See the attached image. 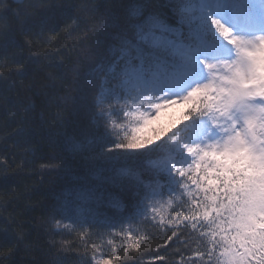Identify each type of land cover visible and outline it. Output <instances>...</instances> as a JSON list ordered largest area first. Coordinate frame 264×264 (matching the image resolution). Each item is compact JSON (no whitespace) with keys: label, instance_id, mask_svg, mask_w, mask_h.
Segmentation results:
<instances>
[{"label":"snow or ice","instance_id":"6c2138e0","mask_svg":"<svg viewBox=\"0 0 264 264\" xmlns=\"http://www.w3.org/2000/svg\"><path fill=\"white\" fill-rule=\"evenodd\" d=\"M31 7L51 11L45 25L60 17L78 26L79 14L67 10L85 5L42 0ZM115 7L109 27L119 30V43L108 44L79 82L88 123L71 140L73 151L109 164L75 178L74 215L67 200L52 205L51 231L71 237L56 246L79 250L83 264H168L160 250L170 246L179 253L172 264H264V74L257 55L264 0H153L150 7L119 0ZM11 29L0 14V35ZM8 47L0 45L5 78L24 69ZM133 95L147 97V107L130 111L127 125L114 122L128 111L121 101ZM0 98L6 100L2 92ZM175 105L184 107L183 121L158 125ZM102 120L115 135L99 133ZM10 159L0 158L3 179ZM16 195L0 188V245L6 236L24 239L10 227L15 217L4 215ZM13 250L0 247V257Z\"/></svg>","mask_w":264,"mask_h":264},{"label":"trees","instance_id":"16d2710c","mask_svg":"<svg viewBox=\"0 0 264 264\" xmlns=\"http://www.w3.org/2000/svg\"><path fill=\"white\" fill-rule=\"evenodd\" d=\"M25 2L19 7L12 0H0V14L12 24L11 31L0 35V45H9L8 55L17 65H24L21 73L0 77V92L6 97L0 98V158L8 156L12 164L6 179L0 169V188L9 192L14 188L17 194L4 215L15 217L10 227L24 233L20 241L14 235L6 236L0 247L14 246V250L11 255L0 257V264H79L83 261L79 250L63 252L56 246L60 234L51 231L49 211L53 204L66 200L62 195L75 192L76 177L109 164L96 153L73 151L71 140L88 123L81 108L79 82L108 44L119 43L114 40L119 30L109 27L111 16L119 14L115 7L119 0H63L65 4L85 5L67 10L79 14L78 26L71 22L66 25L60 17L45 25L43 20L51 11L31 7L32 0ZM152 3L153 0H145L148 7ZM14 9L20 10L19 19ZM53 27L55 32L48 31ZM9 81H15L11 88ZM123 103H128V98L121 101L120 107H125ZM25 108L29 110L25 112ZM119 121L128 123L122 122L121 117ZM100 124L101 135L116 134L107 121ZM24 129H30L27 137ZM53 160L57 165L54 171L43 167ZM74 200L75 196L68 201L69 215H74ZM129 211L134 209L130 207ZM160 254L168 258V264L179 256L171 246L168 250L161 248Z\"/></svg>","mask_w":264,"mask_h":264},{"label":"rangeland","instance_id":"374dc122","mask_svg":"<svg viewBox=\"0 0 264 264\" xmlns=\"http://www.w3.org/2000/svg\"><path fill=\"white\" fill-rule=\"evenodd\" d=\"M18 5V4H15ZM258 55V63L260 66V69L263 70L262 74H264V49H261V51L257 54ZM149 103L147 97H137L133 95L132 97L128 98V103L124 104L121 107L124 109H127L128 111L123 112V115L120 116L122 118V122H128L131 117L129 116L130 111H135L136 108L140 105H144L147 107V104ZM106 108V106H105ZM106 109H104L105 111ZM185 111L184 107L181 105H175L170 109H166L162 112L161 114V119L158 123V125H164L167 126L169 124L175 123V124H180L183 121V112ZM116 119L119 120V117H116ZM113 128V127H112ZM100 160L97 162L99 163Z\"/></svg>","mask_w":264,"mask_h":264},{"label":"bare ground","instance_id":"6f19581e","mask_svg":"<svg viewBox=\"0 0 264 264\" xmlns=\"http://www.w3.org/2000/svg\"><path fill=\"white\" fill-rule=\"evenodd\" d=\"M41 2L42 0H32V3H33V5H36L38 2ZM24 2H25V0H24ZM26 3V2H25ZM15 6H22V5H15ZM115 37V36H114ZM107 40V39H106ZM105 40V41H106ZM115 40V39H114ZM99 43L100 42H103V41H98ZM98 47V46H97ZM103 53H101V55H102ZM123 108V107H122ZM49 195H51V192H50V194ZM74 196H75V192L74 193H72V194H64V195H62V198H64V199H66L67 201H72L73 200V198H74ZM50 197V196H49ZM93 207H95V206H93ZM96 211H98V212H100V213H103V212H106V211H108V209L107 208H105V207H100V208H98V209H96ZM102 218V217H101ZM51 226V225H50ZM64 239H68V236H67V234H63V235H61L60 234V241L61 240H64ZM63 252H68V251H63ZM79 264H83V261H80L79 262Z\"/></svg>","mask_w":264,"mask_h":264}]
</instances>
